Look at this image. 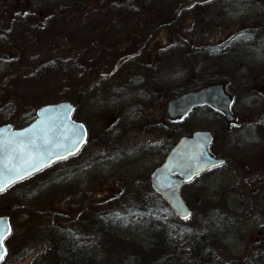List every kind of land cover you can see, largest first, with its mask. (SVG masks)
<instances>
[{
  "label": "rangeland",
  "instance_id": "374dc122",
  "mask_svg": "<svg viewBox=\"0 0 264 264\" xmlns=\"http://www.w3.org/2000/svg\"><path fill=\"white\" fill-rule=\"evenodd\" d=\"M12 1L24 8L23 1L0 0V89L11 91L22 102L30 103L27 110L35 109L37 104L78 100L80 83L83 82L82 86L91 84V74L102 65H110L109 61L114 58L110 49L124 47L126 55L130 53L131 44L140 38L136 33L144 32L141 25L145 26L149 23L147 18H151L135 7H132L135 12L115 17V9L99 8L96 0H85L86 4L82 2L76 9L78 11L58 13L47 33L37 36L29 30L12 31L6 26L8 21L4 14L14 6ZM204 1L190 0L178 9L191 14L184 19L178 30L179 36L176 32H160L150 40L149 43L159 42L142 55V59L148 58L151 62L146 60L143 68L131 70L133 74L125 71L121 75L124 78L118 80L112 79L109 74L106 77L111 80L103 88L84 95L75 116L89 123L90 141L78 157L63 164L68 172L66 178L62 177L61 166H58L42 175L46 182L43 189H37L40 180H28L0 195V215L11 214L12 222L18 223V231L25 224L24 218L35 214L39 217L38 227L33 232L35 238L40 237L47 225L57 218L64 220L62 225L67 227L66 230H71V227L78 230L86 220H81L86 201L97 207L117 201L120 205L114 209H118L121 218L112 216L116 228L124 237H131L149 247L153 232L162 228L161 224L166 220L170 224L175 215L159 196L148 190L146 177L162 162L163 155L175 138L177 140L196 130L212 131L217 136L215 149L230 159L257 144H243L235 150L238 145L234 141L237 138L252 141L259 131L253 134L245 125L236 132L228 133L223 118L208 107L197 109L181 126H176V131L168 118L164 121L161 114L162 111L167 117V101L176 93H182L186 87L197 83L201 85L219 78L225 82L226 90L236 97L237 111L246 108L244 102L250 106L254 99L256 104L250 106L246 113L264 109V29L261 30L264 19L257 25V18L264 17V0H225L222 8L214 9V22H210V11L207 21L202 17L207 12L201 11V7H194ZM34 2L49 3L48 0H32ZM172 8H175L174 4L167 3V10ZM166 39H170L168 44ZM238 40L237 44L242 48L220 56L223 51L220 44L224 43L226 48ZM211 45L217 47L213 49ZM134 46L139 48L138 44ZM5 53L10 56L6 58ZM189 56L191 60L188 62ZM12 69L15 71L12 72ZM125 78L133 83L125 85ZM113 84L121 90L109 89ZM138 102L145 105L141 106ZM18 108L12 103L0 104V125L7 122L25 124L29 115L23 116ZM99 110L112 113L120 110L119 128L110 127L112 119L106 116L101 118L105 121L100 124L95 114ZM158 112L159 119L154 117ZM262 131L260 136L256 135L257 142L258 139L264 140V129ZM249 162L253 166L259 161L250 156ZM234 168L237 174L230 172L228 167L218 168L183 185L182 195L191 206L193 217L185 226H178V230L172 228L174 238L179 240L177 251L189 249L191 241L203 233L219 232L222 236V240L218 241L221 252L214 256L211 264H252L249 260H256L252 257L253 253L264 254V207L261 205L264 201L260 200L264 199V192L257 200V205L262 206L259 208L261 211L255 208L253 211L242 204L252 199L254 184L259 188L263 184L264 188V180L255 174L263 177L264 169L247 170L239 165ZM128 169L132 172L123 178ZM109 186L113 190L105 189ZM231 186L233 188L227 189ZM142 190L144 213L151 212L155 219H142L136 214L139 213ZM21 196L27 199L16 204ZM242 208L243 211H239ZM214 213L222 215L219 222L214 220ZM143 215L140 213V216ZM154 220L155 225L152 224ZM107 224L111 226L109 222ZM37 244H41L38 249L17 264H34L35 258L47 248L46 242L37 241ZM3 264L11 262L7 259Z\"/></svg>",
  "mask_w": 264,
  "mask_h": 264
},
{
  "label": "trees",
  "instance_id": "16d2710c",
  "mask_svg": "<svg viewBox=\"0 0 264 264\" xmlns=\"http://www.w3.org/2000/svg\"><path fill=\"white\" fill-rule=\"evenodd\" d=\"M20 1L24 2V8L17 6L15 1H12L14 6L11 7L9 13L4 14L7 16L6 20L8 21V25L6 26L10 27L12 31L29 30L36 33L37 36H42V34L47 33L49 25L58 13L62 11H78L76 9L80 7L82 2L86 4L85 0H48L49 3L47 5L36 4V2L33 4L32 0ZM96 1L99 8L106 7L111 11L115 9V17H119L121 14L135 12L132 10V7H135L136 10H140L141 13L151 18H147L149 23L145 26L141 25L144 32L136 33V36L140 38L139 40H134L135 42L131 44L133 46L129 48L130 53L126 55V48L124 47L123 49H120L121 47L118 49L114 46V48L110 49L111 55L114 57L111 59L112 61H109L110 65L106 67L102 65L101 68H98V70L96 69V72L93 75L91 74V84L82 86L83 82L80 83V95L78 98H83L84 95L92 90L103 88L105 84L109 82L108 80H111L106 77L109 74H111L112 79L118 80V78H124L121 75L125 73V71H129V74H133L131 70L143 68L147 63L151 62L148 58L142 59V55L149 51L150 40L162 31H165L166 34H168V32H176V36H179L178 30H180L182 23L185 21L184 19L191 15L190 13H184L185 10H178L181 9L183 5H187L190 0H136L135 4L132 3L135 0ZM222 2L224 3L226 1L213 0L209 2L206 0L204 3L194 5V7H201V11L207 12L202 15L203 19L207 21L209 20L208 11H210V22H213L214 14H211L210 7L207 8V6L211 5L213 9L222 8ZM167 3L174 4L175 8L168 11ZM1 4L2 2L0 5ZM97 6L94 7L96 8ZM21 14H23V18ZM29 19L30 23H28ZM165 42L168 44L170 39H166ZM137 44L139 48L134 46ZM181 44L184 46L186 45L184 42H181ZM185 47H187V45ZM152 49L153 47L151 46V50ZM226 52L227 50L224 53ZM146 60H148L147 63L142 65ZM190 60L191 57L189 56L187 61L189 62ZM11 71L13 72L15 69ZM125 81V85H129L130 82L133 83L132 81L128 82L126 78ZM96 83L97 85L95 86ZM208 83L209 81L201 85L197 83V85L193 87H186L184 92L198 89ZM109 89L121 90L115 84H113V87H109ZM179 94L181 93H176L175 96ZM0 101L2 103L16 104L19 108L25 110L28 109L27 106L30 104L22 102L21 98L15 93L1 89ZM138 104L141 106L145 105L143 102H138ZM37 105L40 106L39 104ZM141 113H143V111ZM95 114L98 116L100 124L105 121L101 119L103 116H106L109 120H114L112 124L116 121H120L121 118L120 110L114 111L113 113L112 111L105 112V110H99L96 111ZM161 114L164 115L163 112H161ZM157 116L159 117V114H157ZM154 117L156 118V114ZM183 121H176V126H181ZM170 125L174 128L173 123H170ZM119 126L120 122L116 124L117 128H119ZM13 189L14 188L9 191ZM143 194L144 190L141 191V205L139 207V213L137 212L136 214L142 219H150L151 217L155 219V216H152L151 212L147 214L144 213L145 203L141 199ZM21 199L22 196L16 204H21L27 198ZM136 201L139 203L137 199ZM117 205H120V203L113 201L109 205L103 203L101 206H98V208L96 205L87 203L86 201L84 203V212L81 219L83 220L85 218L86 220L84 223H81L80 229L76 230L71 227V230H66L67 227L62 225L65 224L63 223L64 220L62 218H57L47 225L38 238H35L33 233L36 227H38L37 221L39 217L36 214L32 216L28 215L24 218L26 226L22 224L20 231L17 229L18 223L13 221V232L7 240L9 251L6 260L8 259L11 264H17L20 259L35 252V249H38L41 244H37V241L46 242L47 248L35 258L34 264H211L214 256H218L219 252H221L219 242L214 234L215 232L203 233L201 236L191 241L189 249L182 250L181 252L177 251L179 240L176 239L177 237L174 238L172 228H175L176 231V229L178 230V226H185L188 221L182 222L175 214L170 224H168L166 220L165 223L161 224L162 228H158L153 232L149 247H146V245L142 243H137V241L131 237H124L121 234V230L116 228L117 225L113 217L121 218L120 213L117 212L118 209H114ZM22 206L25 208L26 205L23 204ZM229 208L232 209L231 207ZM46 211L47 209L44 212L46 213ZM140 213L144 215L140 216ZM214 215L215 221H218V219L222 217V215H217V213H214ZM10 216L12 217L11 214ZM108 222L111 226H107ZM152 224L155 225V220ZM19 237L22 239L19 240ZM212 240H214L215 243H213ZM10 241L13 242L14 245H12ZM224 251L227 252V250ZM252 257H256L255 261H257L255 262L250 259L251 261L249 260V262H252V264L254 262L257 264L259 261L260 263L264 262V260L262 261V258H264L263 253H253Z\"/></svg>",
  "mask_w": 264,
  "mask_h": 264
},
{
  "label": "water",
  "instance_id": "95a60500",
  "mask_svg": "<svg viewBox=\"0 0 264 264\" xmlns=\"http://www.w3.org/2000/svg\"><path fill=\"white\" fill-rule=\"evenodd\" d=\"M231 102V95L224 83H211L170 99L167 113L170 118L178 119L198 106L210 105L223 112L227 119L233 120ZM74 109L75 105L70 102L43 105L38 110L39 118L28 127L17 131L11 126L0 128V186L7 184L8 188L21 180L14 177L17 173H23L29 164L42 166L30 171L24 178L57 160L76 154L82 148L87 139V128L72 119ZM259 119L264 123V114ZM212 140V133L203 130L181 137L163 164L151 175L153 188L183 220L188 219L192 212L181 195L182 184L223 162V159L210 153ZM68 149H73L72 154H67ZM9 227L12 232L9 217H0V229Z\"/></svg>",
  "mask_w": 264,
  "mask_h": 264
},
{
  "label": "flooded vegetation",
  "instance_id": "af4514ba",
  "mask_svg": "<svg viewBox=\"0 0 264 264\" xmlns=\"http://www.w3.org/2000/svg\"><path fill=\"white\" fill-rule=\"evenodd\" d=\"M207 1H209V2H212L213 0H207ZM210 10H211V14H214V9L212 8V6L210 5ZM258 19V23H257V25H260L259 23H260V20L261 19H264V17L262 16V17H260V18H257ZM251 26L253 25L251 22L249 23ZM264 29V27L261 29V30H263ZM240 33H238L237 35H239ZM244 38V37H243ZM223 41V40H222ZM240 40H238V41H236L233 45H232V48L233 49H238L239 47H241V46H239L237 43L239 42ZM220 44V43H219ZM221 45V48L220 49H223L224 48V43H222V44H220ZM212 46V48L213 49H215L217 46H213V45H211ZM219 46V45H218ZM80 95V91H79V93H78V96ZM240 95H242V94H240ZM245 95H247V93H245ZM231 96H232V103H231V112H232V114H233V116H234V119L232 120V121H229V120H227L226 119V117L224 116V114L222 113V112H217V111H215L213 108H211V107H209V106H205V108L206 107H208V108H210V109H212L214 112H216L219 116H221L222 118H223V120H224V124H226V126H227V129L226 130H228V131H226V132H228V133H233V132H236L239 128H244V126L245 125H247V126H249V127H247L246 126V129H248L249 131H251L253 134L256 132V131H259L258 133H256L255 135H254V138L253 139H251L252 141H249V140H246V139H244V138H237V140H235L234 142H235V144H236V148L237 149H235V150H239L240 149V147H242L241 145H243V144H248V143H257L256 145H254V146H251L250 148H247L246 150H244V151H240V154H239V156H235V157H233L232 159H230L227 155H225L224 153H222V152H220V151H218V150H216L215 149V145H216V143H217V136H216V134L214 133V132H212V134H213V139H214V141H213V143L211 144V146H210V152H211V154L213 155V156H215V157H217V158H222V159H224V163L222 164V165H218V166H216V167H214V168H212V169H210V170H208V172L207 173H209V172H211V171H214L215 169H218V168H224V167H228V168H230L231 170H230V172L231 171H233V172H236V174H237V169L236 168H234V166L235 165H239L240 167H244V168H246L247 170H250V169H252V168H254V169H257V168H263L264 169V140L262 139H258V142L256 141V135L258 136L259 135V133L260 134H262L263 133V129H264V123H262L261 121H260V119H259V117L264 113V109H257V111H255V112H253L252 113V111H250V114H248V113H246V111H248L249 112V109H251V107H253L255 104H256V99H254L252 102H251V104H250V106H249V104H247V103H245L244 102V106L246 107V108H242L240 111L238 110L237 111V108H236V97L235 96H233L232 94H231ZM83 98H78V100H76L75 102H73V103H75L76 104V110H78L79 109V102H81V100H82ZM204 108V107H203ZM237 111V112H236ZM162 112V111H161ZM36 113H37V111L36 112H34V109L33 110H26L25 112H23V116H27L28 117V115H29V118H26V123L25 124H22V125H17V124H14V123H12V126H13V128L14 129H20V128H24V127H26L27 125H29L35 118H36ZM252 113V114H251ZM157 114H159V113H156V118H158L159 119V117L157 116ZM165 114V113H164ZM252 116H254V117H252ZM253 118V119H252ZM29 120H31L30 122H29ZM171 121H172V123H173V125H174V130L176 131V118H174L173 120L172 119H170ZM81 121V120H80ZM114 120H112V122H113ZM85 122V121H84ZM111 123V122H110ZM119 123V121L117 122H115L114 124H112L110 127H116V124H118ZM260 136V135H259ZM262 137V136H261ZM263 138V137H262ZM244 139V140H243ZM238 141H240V142H242L241 144H240V142H238ZM176 143V138H175V140H174V142H173V145ZM87 144V143H86ZM84 145L83 146V148L75 155V156H72V157H70V158H66V159H62V160H59V161H56V162H54L53 164H51L50 166H48L47 168H45V169H43V170H41V171H39V172H37V173H35V174H33L31 177H29V178H32V179H35L36 181H41V184L39 185V189L41 190V189H43L45 186H46V182L43 180V178H42V175L44 174V173H46V172H48V171H50V170H52V169H55L56 167H58V166H61L60 168H59V170H60V172H61V175H62V177H64V178H66V176L68 175V172L67 171H65V169H64V166H63V164L64 163H66L67 161H69L70 159H74V158H76V157H78L84 150H85V148H86V146L87 145ZM172 145V146H173ZM171 149V147L170 148H168L167 149V152L163 155V160H164V158H165V156L167 155V153H168V151ZM250 156H252V159L255 161V160H257L258 159V161L259 162H257L256 164H254L253 166H250L249 165V163H251V162H249V160H250ZM236 159V161H235V159ZM163 160H162V162H163ZM161 162V163H162ZM234 162H236V163H234ZM160 163V164H161ZM159 164V165H160ZM259 164V165H258ZM158 165V166H159ZM158 166H156V167H158ZM155 167V168H156ZM154 168V169H155ZM130 169V168H129ZM129 169L127 170V171H125L124 172V175H123V178L128 174V173H131L132 171H129ZM154 169L149 173V175L146 177V182H147V184H148V189H151L155 194H157L158 195V193H156L155 191H154V189H153V187H152V183H151V175H152V173H153V171H154ZM233 169V170H232ZM124 170H126V168L124 169ZM255 174H257L258 175V178L259 179H263L264 180V175H263V177L259 174V173H255ZM263 174H264V172H263ZM28 178V179H29ZM255 178V177H254ZM263 180H261V182H263ZM141 181H142V179H140V183H141ZM136 182H138V179H137V181ZM259 184H260V182H259ZM262 185L263 184H260V188H259V186H255V184L253 185V187H252V191H253V193L251 194V200L250 201H248V202H246V203H242L243 204V206H245V208H255L256 210H259V211H261L259 208H262V206L264 207V203L263 204H261V205H257V203H258V199L259 198H262V196H263V192H264V188L262 187ZM231 188H233V186H231V187H228L227 189H231ZM105 189H111V190H113V187H106ZM256 190H258L257 192H256ZM258 195V196H257ZM262 202L264 201V199H260ZM256 205V206H255ZM229 208V207H228ZM240 211H243V208L242 209H240ZM253 211H254V209H253ZM244 237V236H243ZM246 255V254H245Z\"/></svg>",
  "mask_w": 264,
  "mask_h": 264
},
{
  "label": "snow or ice",
  "instance_id": "6c2138e0",
  "mask_svg": "<svg viewBox=\"0 0 264 264\" xmlns=\"http://www.w3.org/2000/svg\"><path fill=\"white\" fill-rule=\"evenodd\" d=\"M7 143H11V142H7ZM73 143L75 144L76 142L73 141ZM76 147L78 148L79 145H76ZM72 152H73V149H68L67 150V154H72ZM60 158H63V157H60ZM40 166H42V165L29 164V167L23 173H17V175L14 177V179H23L24 176L29 174L30 171L36 170ZM6 187H7V184H5L4 186H0V192H3ZM185 218H187V217H185ZM10 233H11V228L10 227L7 228L6 230L5 229H0V262H2L4 260V258H5V256L7 255V251L8 250L5 247V240L8 238V235Z\"/></svg>",
  "mask_w": 264,
  "mask_h": 264
},
{
  "label": "bare ground",
  "instance_id": "6f19581e",
  "mask_svg": "<svg viewBox=\"0 0 264 264\" xmlns=\"http://www.w3.org/2000/svg\"><path fill=\"white\" fill-rule=\"evenodd\" d=\"M241 48H242V47H241ZM238 50H239V49H238ZM214 234L216 235V239H217V241H221V240H222V238H221L222 236L220 235L219 232H217V233L215 232ZM212 242L215 243L214 240H212Z\"/></svg>",
  "mask_w": 264,
  "mask_h": 264
}]
</instances>
